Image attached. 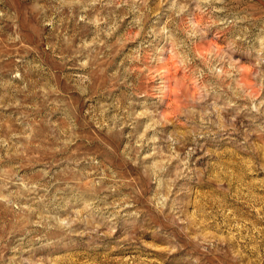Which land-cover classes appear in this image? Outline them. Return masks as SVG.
I'll return each mask as SVG.
<instances>
[{
  "label": "rangeland",
  "instance_id": "374dc122",
  "mask_svg": "<svg viewBox=\"0 0 264 264\" xmlns=\"http://www.w3.org/2000/svg\"><path fill=\"white\" fill-rule=\"evenodd\" d=\"M0 264H264V0H0Z\"/></svg>",
  "mask_w": 264,
  "mask_h": 264
}]
</instances>
